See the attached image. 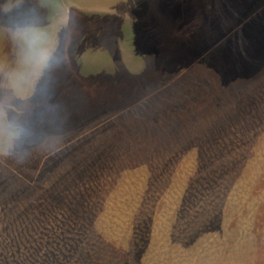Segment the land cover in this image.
<instances>
[{"label": "rangeland", "instance_id": "rangeland-1", "mask_svg": "<svg viewBox=\"0 0 264 264\" xmlns=\"http://www.w3.org/2000/svg\"><path fill=\"white\" fill-rule=\"evenodd\" d=\"M0 264H264V0H0Z\"/></svg>", "mask_w": 264, "mask_h": 264}, {"label": "clouds", "instance_id": "clouds-1", "mask_svg": "<svg viewBox=\"0 0 264 264\" xmlns=\"http://www.w3.org/2000/svg\"><path fill=\"white\" fill-rule=\"evenodd\" d=\"M32 43H35V38L33 39ZM45 59H46V57H45Z\"/></svg>", "mask_w": 264, "mask_h": 264}]
</instances>
